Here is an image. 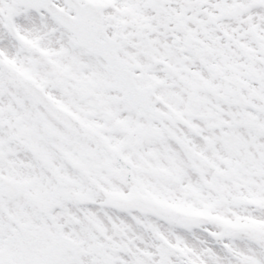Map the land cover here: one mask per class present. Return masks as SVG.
<instances>
[{"label":"snow or ice","instance_id":"1","mask_svg":"<svg viewBox=\"0 0 264 264\" xmlns=\"http://www.w3.org/2000/svg\"><path fill=\"white\" fill-rule=\"evenodd\" d=\"M0 264H264V0H0Z\"/></svg>","mask_w":264,"mask_h":264}]
</instances>
